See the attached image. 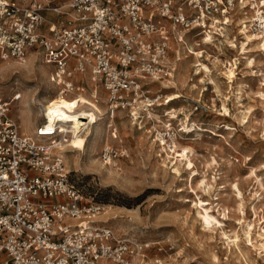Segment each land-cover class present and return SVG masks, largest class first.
I'll return each instance as SVG.
<instances>
[{"label":"built area","instance_id":"built-area-1","mask_svg":"<svg viewBox=\"0 0 264 264\" xmlns=\"http://www.w3.org/2000/svg\"><path fill=\"white\" fill-rule=\"evenodd\" d=\"M237 10L238 0H0V65L39 50L65 95L79 90L72 71H86L113 120L118 109L136 112L149 90L144 80L170 75L164 20L206 33ZM22 95L0 97V264H134L132 241L97 219L103 204L67 170L61 122L39 123L33 137L22 131L11 114ZM113 152L103 150L106 162Z\"/></svg>","mask_w":264,"mask_h":264},{"label":"rangeland","instance_id":"rangeland-1","mask_svg":"<svg viewBox=\"0 0 264 264\" xmlns=\"http://www.w3.org/2000/svg\"><path fill=\"white\" fill-rule=\"evenodd\" d=\"M44 13L42 10L41 14ZM239 17L238 8V13L226 27H229L231 36L241 40L243 35L237 32L240 29ZM256 22L250 27L251 32L260 31L261 25L259 21ZM164 23L171 34L169 39L177 37L171 23L165 20ZM205 34L200 29H190L181 42H185L184 39L188 42L192 38L201 39ZM215 34L221 37V32ZM215 42L217 44L202 43L197 47L205 46L212 59L217 56L225 65L236 60V74L232 81L221 72L225 70V65L216 66L208 60L206 63L212 68L209 75H190L189 83H196V88L181 85L161 92H181L183 97L172 106H183L197 122V128L190 132L182 130L181 121L177 120L170 121L175 125L172 130H167V126L161 127L167 150H170L174 139L193 146L194 161L190 165L181 166V172L177 173L169 159L166 162L160 159L159 154L165 155L166 152H156L149 140L153 139L150 135L156 133L152 129V122L156 118L144 119V116L149 117L148 111L142 110L140 122L147 126L145 130L152 129L147 132L148 139L141 136L139 122L135 124V136L130 133L121 136L115 121L117 134L114 136L116 130L110 127V135L115 140L119 135L123 140L121 143L101 142L97 157L106 165L116 168L114 178H104L101 173L87 168L71 172L73 180L88 198L103 205L111 204L116 222L109 227L118 238L132 241L135 251L141 250L142 263L153 258L154 264H264V52L260 53L253 47L249 54L253 55L255 63L250 65L236 48L218 41V38ZM27 58L26 62L29 58L37 64L42 62L40 54L36 52L30 53ZM8 62L13 63V60L4 64ZM4 64L0 67V97H10L18 89L9 88L16 80L24 81L26 85H37L40 95L47 92L53 94L59 88L58 85L50 89L45 86L39 67L37 73L30 72L35 81H26L22 74L27 67L15 63L3 68ZM28 67L33 66L28 63ZM13 68L20 71L13 73ZM171 73L174 74V71ZM92 84L94 88L90 91L100 98V104L105 105L102 102L105 97L102 88L98 87L95 95V85ZM148 97L152 99L155 94L147 92L143 98ZM19 101L14 102L11 108V114L18 120L16 107ZM150 111L168 119L163 116V107H152ZM105 114L108 116L107 112ZM156 144H160V141H156ZM106 146L114 150L109 162L103 156ZM123 147L129 156L122 155ZM191 171L193 173L188 178ZM192 177L195 189L191 187ZM203 178L214 184L209 191L200 186ZM199 198H207L211 202V213L221 220L220 223L213 220L218 230H209L203 225L192 202ZM235 235L239 237L238 244L231 242L229 245L228 240L234 239Z\"/></svg>","mask_w":264,"mask_h":264},{"label":"bare ground","instance_id":"bare-ground-1","mask_svg":"<svg viewBox=\"0 0 264 264\" xmlns=\"http://www.w3.org/2000/svg\"><path fill=\"white\" fill-rule=\"evenodd\" d=\"M238 8L240 11V17L238 21L240 29L237 30V32L243 35L241 40H239L237 36H231L229 27H226V25L223 27V29L221 28L220 31L217 30L216 27L214 29H211L210 31L206 30L205 36H202L201 39L192 38L191 42H188L186 39H184L185 42H181L183 41L185 34L189 30L180 28V26H178L177 24H171L177 37L169 39L168 55L170 52V56L166 55V57L164 58V62L168 63L171 66L174 74L171 73L170 77L166 76L167 78L144 80V83L149 85L148 92L154 93L155 97L152 99L150 97L139 99L137 108L140 109V111H136L134 114H132L130 111L118 109V111L116 112V116L118 114L119 118L115 119V116L113 120H110V118L105 114L107 110L106 94L102 100L105 105H102L99 103L100 98L95 97L92 94V91H90L93 87L92 82L95 85V95L96 91H98V87L100 86L91 79L88 72L84 71L81 75L74 74V72L72 71L73 80H78V84L76 85V87H74V89L79 90L75 91V95H71V93L65 95L59 92L60 85L52 80V71L51 69H49L50 67L43 62L42 58V62H40L39 64H37L35 60H32V58H29L30 62H26L28 59L27 57L30 53L36 52L40 54L39 50L30 51L25 60L22 62L13 60V63H2L0 67L4 64L3 68L11 66L15 63L20 64L21 66L24 65L25 68L27 67V69L23 70L22 74L27 78L26 81H35L32 80V77L34 76H32L30 72L34 71L35 73H37V67H39L42 70L43 75L41 76V79L43 83L46 84L45 86H47L48 89L56 85H58L59 87L53 94H48L47 92L40 95L37 89V85H26V83L21 80H16L14 84L9 86L11 90L14 88H18L23 92V97L16 107L18 108L17 116L21 123L22 131L28 136L33 137L35 136V129L39 123H46L49 121V124L53 125L55 121L59 120L61 122L60 125L69 133V141L64 145V150L66 151L64 154L67 170L70 172H77L81 171L84 168L92 169L95 172L101 173L104 178L111 179L110 177H113L116 168L114 169L112 166L106 165L105 162L100 161L97 157L101 142L105 140L104 142H107V144L110 141L121 143V141L123 140L121 136H126V133H130L135 136V124L139 122L141 136L146 139H148L147 132L155 129L156 133L154 135H150L153 137V139H149L151 144L154 146L156 152L160 153V151L162 150L165 151V155L163 153L159 154L161 156L160 159H162L163 162H166L167 159H169V161L173 163L174 171L180 173L181 166L185 167V165H190L191 162L194 161L192 158V152L194 151L193 146L182 144L180 141L174 139L173 144L170 145V150H167V148L165 147L166 140L163 137L161 127L167 126V130H172L175 128V125L174 122L170 121L177 120L181 121L180 125L182 126V130H184L185 132H190L197 128V122L193 120L194 118L192 119L191 113L185 110L183 106L179 108L172 106L175 101H179L183 97V94L181 92L171 91L167 94H162L161 92L165 89H170L181 85H189L190 88H196V83H189V81L191 80L190 75L192 73L194 74V76L200 74L209 75L212 71V68L208 63H206V61L208 60L212 61L216 66L220 64L225 65L224 61L217 56L212 59L209 52L204 49L205 46L197 47L202 43H204L205 45L211 44L212 42H214V44H217L215 42L216 38H218V41L226 42L233 48H236L240 52V54H243V56L246 58V61L250 65H253L255 63V59L254 57H252L253 55L249 53L251 52V49L253 47H256L257 51H260V53L264 52V0H238ZM49 21L50 19H47L46 23H48ZM256 21H259L261 25L260 31L251 32L250 27L253 26ZM165 22L167 23V20H165ZM220 32L221 37H216L217 34L215 33L219 34ZM28 63H31L33 67L29 68ZM235 64L236 60L234 63L230 62L229 65L226 64L225 70L221 71L230 79V81L234 79L236 74L234 67ZM12 70L13 73H17L20 71L18 70V68H13ZM200 78V80H202V77ZM85 79L88 80L86 81L89 83H87L88 86L84 82ZM0 93V95H2L1 91ZM152 107H163V116L168 117V119L165 120L159 115H154L150 111ZM224 109L227 111L226 107ZM142 110L148 111L149 117L146 118V116H144V119L149 120L152 119V117L156 118L154 122H152L153 125L152 129L150 130H145L144 128L147 126L142 125L143 122H140V117H143V112L141 113ZM110 121L114 123L116 134L117 127L115 126V121L120 128L121 136L118 137V135V139L116 140L113 139L110 135ZM158 140L160 141V144H158L159 146L156 144V141ZM122 155L129 156V152L124 149V147ZM192 173L193 171L189 172L187 177L190 178V175ZM192 181L193 177L191 178V187L195 189L193 187L194 182ZM200 186L203 190L207 189L209 191L213 188L214 184L211 183V181L203 178L200 181ZM192 202L193 206L196 208L197 214L201 217L203 225L205 227H208L209 230H218L219 227L213 224V220H216L219 223L221 222V220L218 218V216L211 213L212 206H210L211 202L209 201V199L199 198L198 200H192ZM202 209H204V211ZM115 218V213L113 212L111 204L103 205V210L97 214V219L105 225L108 224L107 226L116 222L114 221ZM224 235H226V232H224ZM238 238V235H235L234 239L231 238L232 240H228V244L230 245L231 242L238 244ZM141 258L142 257L140 250L135 254L133 263L154 264L153 258H150L149 261L151 262L148 261L145 263H142L143 260H141ZM135 261H137L138 263H135ZM99 264H112V261L101 260Z\"/></svg>","mask_w":264,"mask_h":264}]
</instances>
